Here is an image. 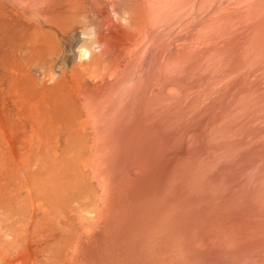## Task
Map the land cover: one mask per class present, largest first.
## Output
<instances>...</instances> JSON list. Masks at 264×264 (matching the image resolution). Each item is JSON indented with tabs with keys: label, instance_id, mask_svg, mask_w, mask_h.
<instances>
[{
	"label": "bare ground",
	"instance_id": "bare-ground-1",
	"mask_svg": "<svg viewBox=\"0 0 264 264\" xmlns=\"http://www.w3.org/2000/svg\"><path fill=\"white\" fill-rule=\"evenodd\" d=\"M0 264H264V0H0Z\"/></svg>",
	"mask_w": 264,
	"mask_h": 264
},
{
	"label": "clouds",
	"instance_id": "clouds-1",
	"mask_svg": "<svg viewBox=\"0 0 264 264\" xmlns=\"http://www.w3.org/2000/svg\"><path fill=\"white\" fill-rule=\"evenodd\" d=\"M110 14L112 15L114 20L119 21L125 28L128 27L129 17L131 16V13L129 11H124L123 16H120L113 9L110 8ZM101 47H103V45ZM96 51L99 52L100 50L97 49ZM78 52L80 53V55L78 57L77 62H83V61L88 60L92 54L89 50L85 49L84 47H80L78 49ZM45 79L48 80L49 84H52L58 79V77L56 76L55 73L49 71L47 75L45 76Z\"/></svg>",
	"mask_w": 264,
	"mask_h": 264
},
{
	"label": "rangeland",
	"instance_id": "rangeland-1",
	"mask_svg": "<svg viewBox=\"0 0 264 264\" xmlns=\"http://www.w3.org/2000/svg\"><path fill=\"white\" fill-rule=\"evenodd\" d=\"M230 1H234V0H230ZM235 1H236V0H235ZM138 2H140V1H138ZM140 3H141V2H140ZM180 30H182V29H181V27L179 26V27L175 28L173 32H174V33H177V32H180ZM75 52H76V48L73 47V50L70 51V52H68L67 55L72 56L73 53H75Z\"/></svg>",
	"mask_w": 264,
	"mask_h": 264
}]
</instances>
